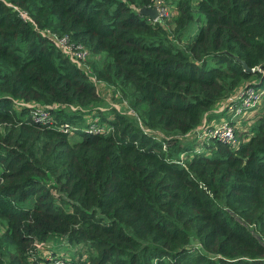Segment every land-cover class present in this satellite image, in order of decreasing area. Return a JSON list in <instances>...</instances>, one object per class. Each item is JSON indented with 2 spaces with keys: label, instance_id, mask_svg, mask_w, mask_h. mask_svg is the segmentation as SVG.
Wrapping results in <instances>:
<instances>
[{
  "label": "trees",
  "instance_id": "1",
  "mask_svg": "<svg viewBox=\"0 0 264 264\" xmlns=\"http://www.w3.org/2000/svg\"><path fill=\"white\" fill-rule=\"evenodd\" d=\"M174 2L154 21L152 0H0V264H38L59 237L73 264H264V110L236 146L193 134L264 85V0ZM42 28L83 44L88 67ZM93 77L132 112L104 106ZM16 100L113 129L69 135Z\"/></svg>",
  "mask_w": 264,
  "mask_h": 264
},
{
  "label": "built area",
  "instance_id": "2",
  "mask_svg": "<svg viewBox=\"0 0 264 264\" xmlns=\"http://www.w3.org/2000/svg\"><path fill=\"white\" fill-rule=\"evenodd\" d=\"M153 5L157 6L159 12L158 17L154 19V21H167L177 13L176 10L172 9L167 0H152L150 6ZM12 6L14 9H17L25 19L32 20L25 10L20 9L15 5ZM39 30L43 35L50 38L72 61L76 62L83 68L88 67L86 59L89 58L90 53L83 44L73 41L67 34L60 35L48 28H42ZM93 80L95 81L96 88L101 95L102 93L110 91L116 95L115 98L121 96L118 90H115L114 92V88L111 85L106 84L103 80L94 79V77ZM263 99L264 85H251L244 83L218 103L216 111L222 113V116L218 118V121H208L207 118H205L202 124L193 131V134H197L202 142L216 138L232 146H236L239 143L237 134L238 128L236 124H239L240 120L246 116L245 114L252 113L255 108L259 107L262 104ZM121 100L124 109L132 112L127 101L122 97ZM16 103L20 105L26 104L32 107L31 116L35 121L50 122L59 129L66 131L69 135H78L77 132L79 129L90 133H107L113 129L111 124H108L105 121H100L99 117L90 118L86 121L84 126L73 125L59 118H54L51 109L64 107L67 110H72L73 108L70 105H64L58 102L42 105L34 101L21 100H16ZM138 121L140 123L139 118ZM245 129H247V127H245L244 130ZM46 242L37 244L38 249H42L41 259L38 264H73L70 260L71 257H67L64 254H56L55 250H51L50 245H48L46 249Z\"/></svg>",
  "mask_w": 264,
  "mask_h": 264
},
{
  "label": "rangeland",
  "instance_id": "3",
  "mask_svg": "<svg viewBox=\"0 0 264 264\" xmlns=\"http://www.w3.org/2000/svg\"><path fill=\"white\" fill-rule=\"evenodd\" d=\"M167 1H168L169 5L172 7V9L176 10L177 6H176V4L174 2L175 0H167ZM172 26H173V23H172ZM102 95L105 97V100L108 101L107 103L103 104L104 106L107 105L108 103H111V104L115 103L114 105H116L117 107H119L121 109L124 108L122 100H121V96L115 98L116 95L113 94V92L111 93L110 91L102 93ZM263 110H264V99L262 101V104L259 107L255 108L252 113L245 114L246 116H244V118L242 120H240L239 124H236L238 130H240V129L242 130L245 127L248 128V126L252 123L256 113L257 112H261ZM249 115H251V116H249ZM221 116H219V117H221ZM207 141L209 143L213 144V140L212 139H209ZM50 242H51V246H52L51 250L54 249L56 254H64L67 257H71L72 255H74L75 254V249L78 247L77 244L75 245V243H71V242L66 241V240L63 241V239H60V237L51 239ZM40 250H42V249H40Z\"/></svg>",
  "mask_w": 264,
  "mask_h": 264
},
{
  "label": "water",
  "instance_id": "4",
  "mask_svg": "<svg viewBox=\"0 0 264 264\" xmlns=\"http://www.w3.org/2000/svg\"><path fill=\"white\" fill-rule=\"evenodd\" d=\"M141 12L148 14L153 20L156 19L159 15L157 6H144L139 9ZM247 70L251 71L253 68L245 64ZM194 241V240H193Z\"/></svg>",
  "mask_w": 264,
  "mask_h": 264
},
{
  "label": "crops",
  "instance_id": "5",
  "mask_svg": "<svg viewBox=\"0 0 264 264\" xmlns=\"http://www.w3.org/2000/svg\"><path fill=\"white\" fill-rule=\"evenodd\" d=\"M217 106H218V105H216V106L213 108L214 113H215L216 115H215V117L212 118L211 121H213V120H214V121H215V120L218 121L217 119L219 118V116L222 115V113L216 111ZM63 241H64V240H63ZM46 243H47V245L45 246V248L47 249L48 245L51 246V242H50V240H49V241H47ZM51 247H52V246H51ZM53 250H54V249H53ZM40 251H41V250H40Z\"/></svg>",
  "mask_w": 264,
  "mask_h": 264
}]
</instances>
